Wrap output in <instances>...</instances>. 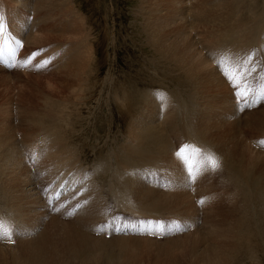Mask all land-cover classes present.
Here are the masks:
<instances>
[{
  "label": "rangeland",
  "instance_id": "obj_1",
  "mask_svg": "<svg viewBox=\"0 0 264 264\" xmlns=\"http://www.w3.org/2000/svg\"><path fill=\"white\" fill-rule=\"evenodd\" d=\"M52 1L53 0H51V1L49 0V2H48V0H0V19L1 18L3 19V27L5 26V31L7 34V38H6V42H5V46H4L6 51L5 50L4 51L6 52V54L9 57L11 56L10 62H8L7 66L0 64L1 65L0 66V69H1V71H0V137L6 138V140L9 141L8 142L9 145L12 144V146H14V147H12L13 150L16 148V160L15 161L17 162L18 167H19L18 155L23 162H25L24 161V158H25L27 165H21V167L25 166V168L29 167L28 170L31 169V170H29V171H31V177H32L31 182H32V184H34V186H32V187H34V189H35L34 191H35L36 196L40 195L39 198H40V201L42 202V204H44L46 207L48 206L47 209H48L49 214L52 213L53 215L58 214L59 216H63L65 221H67L66 219L70 218L72 220V219L76 218L77 216H79L80 215L79 213H78V215H76V213L79 211V209H77V207H75V206L78 204L79 205L84 204V203H81L82 201L80 198L83 197L84 192H85V188L88 185V180H89V181H93V184L95 185V189L97 190L94 192V197H95V199L99 200L98 206H104V210H105V216L101 219V222L99 224H97V226L103 227L104 230L110 231L111 234L109 233V235H107V236L112 235L114 233L112 231L121 230L123 233H121V232L119 233V231H118V234L114 233V234H116L115 237L118 236L120 238H126V239L129 237H135V238L138 237V238L144 239L142 237H139L138 235L132 234L135 230L132 232V231L128 230L127 227L129 225V223L131 222L136 226V229L137 228H149L153 224H152V222L150 224H148L147 223L148 220L146 218H152L155 221L161 219L162 224L164 225V228H165V224L166 223L168 224V227L166 229L167 237L164 238L163 240H161V242L158 241V238H157L156 242H158V243L160 242V245H150L151 246V247H149L150 251L148 248H144V244H142L140 242L138 244H136L137 242L135 243V241H133L131 245H133V246L137 245V246H135L137 249L135 251L133 250L134 252H130V250L132 251V249H133V248H130L131 247L130 246L128 248V252H123V251H127V249H123L122 246H117V245H119V243L116 242L117 245H115V247H117V248L115 250L111 251V252H114V255H116L115 256V259H117L116 264H119V262H120V264H127L128 262H129V264L130 263L141 264V260L143 258H145L143 264H150V263L155 264L156 262H157L156 264H159L161 260H162L161 264H164L163 262H165L166 264H177V263L184 264V262L186 264L187 263L189 264V262L193 259L192 256H195L193 254V251L192 252H181V250L178 249L180 251L179 252L176 248L174 254H172L171 256L165 255L166 257H164L163 253L165 252V254H166L168 252L171 254L172 252L170 249L172 246L176 245L175 243H177V242L170 243V240L172 242L174 240H177V238H174V237L187 235L191 231L193 232L192 226H194L198 230L200 229L199 231H202L201 223H202L203 219H200V217H201V215L206 216V214H207L206 212H208V201H206L203 194H201L203 198L199 199V197H198V198H195V200L193 199L194 203L196 204V206L198 208L197 213H192V212L186 211V215H184V214L178 212L176 209L166 206L167 211L162 212L161 214L156 213V215H157L156 216L155 213H152V212L146 213V211H143L144 212L143 213L141 210L135 209L138 207L137 201L136 202L133 201L134 207L131 206L130 207L131 209L126 210L127 211L126 212L125 210L122 209L123 207L121 208L118 205V200L112 199L113 195L111 196V194L109 193V190H110L111 186L113 185L112 183H109L110 182L109 178H111L112 174L115 173L117 167L119 169L121 168V167L117 166V164L115 163L116 160L113 157L114 156V150H115L116 146L121 147L122 145L126 144L128 142L127 139L133 135L132 134V127L134 126V121L137 120L138 114L140 113L139 109L141 108V106L139 104H141V99L143 98L142 96L145 95V93H151L154 91L165 92L172 98V101H175V100H176V102L182 101L186 105H189V110H193V112H195L196 110L198 111L200 109L198 107L199 105L196 102V96L194 93L195 87H192V89H190V87H186V85H185V83H186L185 80L190 79V78H188V76L185 72L176 71L165 60H163L162 59L163 57L161 55H159V53L156 51V48H158L159 42H157V44L156 43L153 44V42H151V41L148 42L149 40L147 39V37H145V35H147V34L143 32L144 27L142 26V24L144 23V20H145L143 18H144L145 12L149 13L150 10L151 11L155 10V9L156 10L160 9V11L163 10L162 12L159 11L160 12L159 15H161L163 17V19L166 21V24L168 23V17H170L169 10H171L173 8L172 0H69V1L68 0H63V1L60 0V2H59V0H57V2H55L56 0H54L53 1L54 3ZM66 1H68V2H66ZM193 1H195V0H190V2H189V0L187 1V3L189 2L188 3L189 8L192 6ZM198 1H199L200 5H203V2L204 3L208 2L207 0H198ZM45 2H46V4H45ZM62 2H64L66 5ZM143 2H144V4H143ZM58 3H59V5H58ZM147 4H148V6H147ZM170 4H172V5H170ZM212 4H224L226 6V8L229 7V9H230L228 11V13H230V14H228L227 17H230L231 22L229 21L227 24L222 23L220 26H217L216 32L215 31L212 32L213 35H215L216 37L218 36L217 38H214L215 40H217L219 38L229 39L228 38L229 34L231 32H233V30H234V32L236 30V28H234V26H233L234 25L233 22H234L235 18H237V22L238 21L242 22L241 27L244 28L243 30H245V28H252L255 25H258V22L256 20V16H258L259 24H261V26L264 25V0H212ZM46 5H47V7H46ZM57 5H58V7H57ZM155 5L157 8L155 7ZM61 6H63V9ZM64 6H66L67 8L66 7L64 8ZM149 8H151V9H149ZM60 10H61V12H60ZM241 10H243V11H241ZM67 11H68V13H67ZM259 12L261 14H259ZM68 15H69V18H68ZM65 18H67L68 20ZM189 20H192V19L190 18ZM75 21H78V23ZM42 23H44V24L42 25ZM34 26L35 27L39 26L41 28L42 33H44L43 36H46V38L48 40V44L46 42V44H44L43 46H40V48H36V47L28 48L25 41L30 37V35H31L30 32L35 28ZM75 27L77 28V30ZM165 27L166 28L163 29L162 32L167 31L169 33L172 30L173 34H174V32H176L179 29L178 27L175 26V24H172V23H170L169 26L167 25ZM82 28H84V30H82ZM151 28H153V26ZM219 29H220V31H218ZM81 31H83V32H81ZM196 32L197 31L191 32V33H196ZM2 34H0V36H2ZM55 34L57 37L55 36ZM83 34L85 36H83ZM155 34H156V32H155ZM235 35H236V37L238 36L237 39L223 42V45L226 48V53H225V50H223V52L220 53L221 58H219V61L223 58V63L220 65L227 71V69H229V66H228V63L226 61L227 58H225L223 55H224V53H225V55H227V50H229V51L232 50V52H235V50L237 51L232 56L234 68L232 70L230 69L227 72H229V74H230V71H232V75H234L235 81L240 84V91L245 93V95L248 97V100L251 101L254 97H260L261 95H264V51H262L260 46L258 48L257 43H253L254 40L259 37V35H260L261 39L258 40V43H260V42L263 43L264 42V33H260L257 37L252 38L253 40L252 39H250L249 41L247 40V42H245V44L247 43L246 45L241 43L242 41H240V38H244V33L242 32V30H239V34L235 33ZM60 36L61 37L64 36V38H62L63 39L62 41H60L61 40ZM58 37H59V41L57 39ZM156 38H157V34H156ZM173 41H174V39H173ZM71 42H73V43H71ZM15 43H16V45H15ZM75 43H79V44H77L78 48L76 47L77 45H75ZM239 44H241V46ZM250 44H252V45H250ZM253 44L254 45L256 44V47ZM14 45H15V47H14ZM243 45L245 47H243ZM6 47L11 52H13L14 54L21 53L23 55H19L20 59L15 61L16 58L14 56H12V53L10 51H8ZM246 47H247V49H246ZM75 48H77V49H75ZM250 48L251 49L254 48V50H250ZM13 49H15V50H13ZM80 50H81V52H80ZM86 50L88 51L89 55L88 54L85 55L84 52ZM263 50H264V48H263ZM73 53L76 54L75 57L73 56L74 55ZM79 53H81V54H79ZM82 55L86 56V57L89 56L88 62L90 64V67L88 68V70H86L85 75L82 72V65H81L82 59H83ZM207 56L210 57L209 54H207ZM77 59L80 61H78ZM74 60H76V62ZM227 60L230 61L229 58ZM12 61L14 63H12ZM66 61H68V62H66ZM67 63H69V64L67 65ZM62 64L63 65L66 64L67 68H69V69L66 68V65L63 66ZM71 64L75 65V67ZM77 64H78V66H77ZM79 64L81 66H79ZM213 66L218 68L217 62H215L213 64ZM249 66H251V67H249ZM80 67H81V69H80ZM63 68L64 69L66 68V71H64ZM217 71H218V73L221 72L219 70V68L217 69ZM65 72H67V74ZM73 72H75V74H77V75H75ZM62 73H63V75L65 73V75L62 76ZM68 73H69V75H68ZM239 73L241 74V76L239 75ZM73 74L75 75V77H73ZM182 75H183V77H182ZM220 75L225 79V77L223 76L222 73ZM244 75H245L246 79H244ZM2 77H5L6 79L2 78ZM64 77H65V80H64ZM67 77L69 78L70 82L66 80ZM4 79L6 80L7 86H6L5 82L3 81ZM83 79L87 81L86 83L88 86L86 85V87H88V88H86L85 94L82 98L83 102L81 100H79L82 103L78 102V104H77V106L81 108L80 114H75V112L72 111V110L77 108V106H76L72 110L67 111V114H69L67 117L70 116L69 121L68 122L62 121V123L60 122V124L62 125V126L60 125L61 127H58L59 124L56 123L57 124L56 125L55 122H53V121L50 122L51 120H54L53 118L55 115H51V117L52 116L53 117L52 118L50 117V121H49V119L47 118V117H49V115L45 114L46 112H45L44 107L46 108V106L51 104V103L54 104L55 105L54 113H58V114L60 113L59 115L62 116V119H63L66 116V110L64 109V107L68 103L66 100L65 101L63 100V99H65V96L67 94V92L65 93V90L67 89V91H69V88L72 87L73 85L76 86L77 90H79L80 88H83V90H84V83H83L84 80ZM80 80H82L81 85H80ZM240 80H242V83L240 82ZM62 81H65V82H62ZM224 81L226 83L225 84L226 87L228 85V87H230L232 90V91L230 90L229 93L233 92L232 95H233L234 100H232L233 103L231 104V106L236 107L237 104L235 101L234 90H233L232 86L230 84H228L226 79ZM190 82H191V85H192V82H193V85H195V83H194L195 78L193 80H190ZM48 83H49V85H48ZM62 83H63V86L64 85H66V86L63 87ZM77 83H79V84L77 85ZM245 85H247L248 87ZM7 87L9 90H7ZM52 87L55 89L53 90ZM205 87H207V86H205ZM181 90L184 91L183 97L182 98L181 97L176 98L173 95V93H175L176 91H181ZM53 92H54V94H53ZM209 92L208 91L205 92L206 96L209 98V100L212 102H214V101L217 102V100L212 97V95H215L214 92L213 93H209ZM46 95H49V96L47 97ZM172 95L174 96L175 99L172 97ZM37 96H39V97H37ZM116 97H118L121 100L119 103L116 101ZM44 98H46L47 101H46V99L44 100ZM52 98L55 100H53ZM48 99H49V101H48ZM149 100L150 99H148V101ZM86 101H88V103ZM41 102L43 105L41 104ZM49 102H51V103H49ZM61 102L64 106H62ZM257 103H258V105H255L253 108L249 109V107H247V108H244L245 111L244 110L241 111V114H239L240 115V117H239L240 122H239L237 129H236V131L238 130L237 132L241 136L242 141H246L247 143L249 142L251 144H253L255 141L264 142V133L261 134V136L259 137L260 139H258V135L255 134L256 131L255 132L250 131L249 129L245 128L246 119H247V116L249 115V113L251 115L252 113L254 114V112H256V110L261 111L264 109V107H263L264 106V100H257ZM25 104H26V106L30 105L32 110H31L30 106L26 107ZM57 104L60 106V108H59V106H57ZM132 104L135 105V108H131ZM137 105L139 106L138 107L139 109L136 108ZM160 105H158L157 110L161 109ZM42 106H44V107H42ZM207 106H205L203 109H205ZM40 107H42V108H40ZM168 108H169L168 109L169 113L173 111L172 108H170V107H168ZM59 109H61L60 110L61 112H63V113L65 112L64 116L61 114ZM162 109H165V108H162ZM55 110H57L58 112ZM208 110H210V108H208ZM153 111L154 110L152 108L151 113ZM6 112L9 113V116ZM146 112H147V109L144 110L141 115L145 114ZM72 113H73V115H72ZM4 116L5 117L8 116L7 119L4 118ZM238 116H237V118H238ZM31 117H34V118H31ZM38 117L39 118L42 117V120H40ZM44 117H45V119H44ZM35 118H37V120H35ZM5 119L7 120V122L5 121ZM46 119L49 122L46 121ZM55 119H57V118L55 117ZM59 119L62 120L61 117ZM196 120H194L193 123L196 122ZM38 122H40V124L41 125L43 124V125L42 126L39 125ZM45 122L48 123V125ZM56 122H58V121H56ZM63 123H65V124L68 123L69 125L68 124L63 125ZM164 124H165V126H164ZM215 124H216V126H214V128L218 131V129H217L218 124L217 123H215ZM2 125H4V126H2ZM159 126H160L159 127L160 129L165 130V134L167 136V137H165V140L166 139L169 140L168 144H169V146H171L170 148L172 151L180 150V148H182L185 145L191 146L189 149L186 150L185 155L188 157V164H190L192 166V171H193V167L196 169V171H193L196 174V179H194L189 184H192V183L194 184L197 181H200L198 186H196L199 190L202 189V191H200V193H202L203 191H208L211 195L217 194V196L219 197V201H221L220 203H222V205H229L230 202H229V200L227 201V199H230V198H227L228 194L226 195L225 193H222V191L219 189V187L222 185L221 183L224 182V177L218 172L219 168L217 170L213 171V170H211L210 166H208V167L205 166L206 165V159L205 158L207 156H209L208 155L209 152L206 151V148L208 147L207 145H209V144L206 143L205 145H202V146L201 145H195V144L191 143L193 141V139L192 140L190 139L191 142L188 140L189 141V142L187 141L188 143H185V144L180 143L179 144V142L175 141L176 140L175 137L167 129L168 127H170V128L173 127L175 129L179 130V128L177 126L174 125L175 127L174 126L171 127L170 122L168 124L161 122V125L159 124ZM45 127L47 129H45ZM52 128H54V129H52ZM187 128L190 129V126L186 127V130H185L186 136H187V133L192 129L191 128L190 130L189 129L187 130ZM1 129H3V130H1ZM157 129H158V127H157ZM46 130H48V132ZM225 130H227V129L225 128ZM44 131H46V132H44ZM180 131L181 130H179L177 132L179 133ZM223 131H224V129H223ZM240 131H242V133H240ZM218 133L219 132H217V134ZM242 134H244V135H242ZM48 136L51 138H49ZM54 137H56V139H54ZM243 137H244V139H243ZM207 138H209V140H210V137H207ZM10 140L12 141V143L10 142ZM14 142L16 145L14 144ZM209 143H210V145L215 144L213 147H215V146L217 147V145H218L217 149L222 147L221 142L219 140H217L216 135L212 136ZM47 144L49 146H51L52 149L49 146H46ZM9 145H6V146L9 148ZM262 145H264V144H262ZM41 146L45 149H43ZM198 146H200V147L198 148ZM7 147H5V148L7 149ZM204 147H205V149H203ZM35 148H36V150H34ZM69 148H73V149H69ZM39 149L42 151H39ZM154 149H155L154 151H157L159 154L161 152V155H159L157 152L155 154L157 157L161 158L158 162V165L156 166V164H155V166H156L155 167L154 164H153V166L152 165L150 166V164H149V165H146V168H144L145 166L137 167V168L132 169L133 171L132 170L129 171L127 169L123 170L121 168L122 169V170H120L121 177H122V171H123V176L125 177V178H123V182L128 183L129 182L128 180H131V179L135 180L136 179L135 176H138L139 179L141 178L145 181L144 183L150 184L152 181L151 185L153 187L157 188L158 192H160V194H163V195L171 194V195L176 196V194H173V192H172L175 189V187L173 186V183L175 181H178L179 176H176L175 178H173V175L169 173L173 168L170 167V165L165 161V158L167 157V155L164 152H162L161 147L158 145V146H155ZM201 149H203V150H201ZM59 150H60V152H58ZM72 151H74V152L72 153ZM259 151L264 153V147L262 148V150L259 149ZM65 152L67 155L65 154ZM41 153H45V155L47 156L48 164H47V167L45 170L40 171V167H37V169H36V166H38V165L41 166L43 164L42 160L37 159L38 154H41ZM51 153H53V154H51ZM57 153H59V154L61 153L62 154L61 156H63V157H61ZM47 154H49V155H47ZM162 154L166 155V156H164L165 158L163 157ZM31 155L34 157V159L32 157H30ZM53 155H55V157H57V158L59 157L60 159L58 158L59 160H57V158H56V162H55L53 159L54 158ZM70 155L73 156V158H71ZM49 156H52V157H49ZM106 156L109 157L110 159L106 158ZM74 157H76L78 160L76 158L74 159ZM67 158H69V159H67ZM60 160H62V161L66 160V161L60 162ZM78 161L81 162L78 164V165H80L79 167H78V165L77 166L75 165V163L77 164ZM107 161H109V162H107ZM102 162L103 163L105 162L104 171L99 172L97 170V167H95V166H98ZM64 163L68 164V166L65 165ZM44 164H46L45 161H44ZM109 164H110V166H109ZM111 164H112V166H111ZM138 164L140 165V163H138ZM56 165H57V167H56ZM72 165H75V166H72ZM71 166L73 167V169L71 168ZM162 166L165 169H163ZM185 167H186V165H185ZM16 168H17V166L14 165L13 169H16ZM47 168H49V169H47ZM61 168L62 169L64 168V169L62 170ZM138 168H144V169L139 170ZM148 168H149V170H148ZM150 168H153V169H150ZM59 169L62 170V172ZM119 169L117 171H119ZM135 169H137V170L135 171ZM111 170L113 171V173ZM0 171H1V173H0V198L3 199V201L0 199L1 203L3 204L4 200L6 199V198L4 199L5 195H6V197H8L7 198L8 201H5L4 203H7V202L8 203L11 202L13 204L18 203L15 200L12 202L11 198L23 197L24 194L21 192V188L19 185H18V187L14 188L15 192H13V193L15 196L12 197V195L10 194L11 191H9L7 193L5 192L7 189V184L9 182H11V180H16V177H14L15 176L14 173H12L11 168L8 169L7 167H2V166L0 167ZM36 171H37V173H36ZM68 171L71 173L68 174ZM117 171L115 173L116 175H117ZM154 171H159L160 173H158V175H160V176L156 175L154 178H148L147 175H149V174L153 175ZM198 171H199V173H198ZM6 172H7V174H6ZM57 172L58 173L60 172V173L58 174ZM78 172L80 174L86 173V176L83 175V176L79 177L82 181L81 183H78L77 176H80V174H78ZM94 172L96 173V175ZM109 172L111 175H109ZM126 172H128V174ZM133 172H135V175ZM87 173L92 174L94 177L90 178V176L87 175ZM131 173H133V174L131 175ZM9 174H12L14 178L12 179L11 175H9ZM76 174H78V175H76ZM99 174H101V175H99ZM105 174H106V177H105ZM124 174H126V176ZM199 174L200 175L202 174V175L200 176ZM66 176H68V178ZM95 176H97V177H95ZM99 176H102V178ZM71 177H74L77 180V182H74L71 180L72 183H70ZM114 177H115V175H114ZM127 177H129V178H127ZM50 178L53 180H51ZM60 178H65L64 182L66 183V184H64V186H63L64 188H62V190H60L58 187H55V185H57L59 183L56 180L60 179ZM66 178H67V180H69V182H67ZM125 179H126V181H125ZM180 179H181V177H180ZM135 181L137 182V179ZM52 182H55V183H52ZM2 183H3V185L6 184L5 185L6 187L2 186ZM38 184H39V186H38ZM83 184H84V186H83ZM109 184H110V186H109ZM167 184H169L172 188L170 189L167 186ZM45 185H48L47 186L48 190H50L49 189L50 185L53 186L52 187L53 189L50 190V193L53 192L52 190L55 189L56 194L54 195V197L56 196V199L51 203L52 205H47L46 200H45V196H43ZM96 185H97V187H96ZM142 185H143V182H142ZM65 186H67V187H65ZM82 186H83V188H82ZM193 186H192V188H193ZM63 189H65L66 191ZM57 190H59V191H57ZM1 191L4 193L1 194ZM36 191H37V193L38 192L39 193L37 194ZM62 191H63V193H62ZM82 191H83V193H82ZM80 192H81V194H80ZM100 192L102 193V195H100L101 194ZM128 192L130 194L132 191L130 190ZM134 192H136V190H134ZM67 193H68V195H67ZM95 193H96L97 197L98 196H100V197L97 198L95 196ZM206 194H208V193H206ZM219 194H221V196ZM223 194H225V195H223ZM10 195H11V197H10ZM77 195H80L79 196L80 198L77 197ZM61 196H62V198H61ZM139 196H138V198H139ZM102 197H103V199H102ZM63 198H64V200H62ZM131 198L136 199L135 197H133V194H132ZM221 198H222V200H221ZM224 198H226V199L224 200ZM202 199L204 201V204L201 205L198 202L201 201ZM56 200L58 202H56ZM67 201H68V204H65V206H66L65 211L67 212L69 209L76 210V213L74 215H72L71 217H69V216L65 217L64 216L65 214L63 213V208H62L63 205L62 204H64V202H67ZM222 201H224V202H222ZM61 202H63V203L61 204ZM1 203H0V205H2ZM56 204L60 205L61 207L56 205ZM46 207H45V210H46ZM59 208H61V209H59ZM16 209L17 208H15V213L12 211V216H14V219L12 216H4L3 217V215L0 212V215L2 216V217L0 216V218L3 221L5 220L7 224L12 226L13 234L11 235L10 241L12 239L11 242H13L15 245H16V241H14V238H16V234L18 232L20 224L22 225V223L25 221L24 219L26 218L24 216L25 214H23L24 212L22 210L18 209L16 212ZM137 211L139 213H137ZM53 212H55V213H53ZM200 212H202V213H200ZM44 214H45V217L46 216L47 217L46 218L40 217V219H39V221H41L40 223L44 222L43 226L38 225L40 228V231L43 228H44L43 230H47V228H49V223H50L49 218L50 217H48L47 212H44ZM19 215H21V216H19ZM198 215H199V217L197 218ZM74 216H76V217H74ZM161 216H163V217H161ZM9 220L11 223L9 222ZM38 222H37V224H38ZM126 223L128 225H126ZM47 224H48V226H47ZM123 225H125V226L123 227ZM122 227L124 228V230L121 229ZM153 227H157V226H153ZM173 227L175 228V231H173V232H175L174 234L172 232H170V229ZM100 234H103V233H100ZM24 239L27 240L26 238H24ZM10 241H9V243H7V242L0 243V247H1L0 250L2 251L0 253L1 255L4 254L2 247L3 248L4 247H13V244ZM164 243L167 244L168 246L165 245ZM176 246L178 247V245H176ZM138 248L140 250H138ZM144 249L148 253L144 252L145 251ZM162 249H164V251ZM244 251L247 252V250H244ZM8 253H10V252H7V254L5 252V254L2 256V257H4L5 260L8 256H9L8 258H10L12 256V253H11V255L10 254L8 255ZM134 253L135 254L138 253L137 259H139V260H137V262L136 261L134 262L135 259H133L131 257V255H135ZM145 253L147 254L148 257H151V258H148V257L146 258ZM154 253H155V255H154ZM260 254H262V253H260ZM153 255L155 256L156 261L154 260V258H152ZM141 256H144V257L140 258ZM176 256H177V258H176ZM124 257L126 260L123 259ZM197 257H199V256H197ZM259 259L260 258H258V256L255 257L254 258L255 263L256 264H258V263L264 264V262H262L261 259L260 260ZM129 260H131V262ZM158 260H159V262H158ZM125 261H127V262H125ZM102 264H105V263H102ZM245 264H249V262H245ZM252 264H254V263H252Z\"/></svg>",
  "mask_w": 264,
  "mask_h": 264
},
{
  "label": "bare ground",
  "instance_id": "obj_2",
  "mask_svg": "<svg viewBox=\"0 0 264 264\" xmlns=\"http://www.w3.org/2000/svg\"><path fill=\"white\" fill-rule=\"evenodd\" d=\"M68 1H66V2H68ZM187 1L188 0H172L173 8L171 10H169L170 17H168V23L167 24H166V21L163 19V17L161 15H159L160 12H162L163 10L160 11V9L156 10L154 8L155 10H152V11L150 10L149 13L145 12V15L143 18L145 20H144V23L142 24V26L144 27L143 32L147 34V35H145V37H147V39L149 40L148 42L151 41V42H153V44L154 43L157 44V42H159L158 48H156V51L159 53V55H161L163 57L162 59L165 60L176 71L185 72L187 74L188 78H190V79L185 80L186 81L185 85H186V87H190V89H192V87H195L194 93L196 96V102L199 105L198 107L200 109L198 111L196 110L195 112H193V110H189V105H186L182 101H178V102H176V100L172 101V98L165 92L154 91L151 93H145V95L142 96L143 98L141 99V104H139L141 106V108L139 109L138 108L139 106L138 105L136 106V108L139 109L140 113L138 114L137 120L134 121V126L132 127V134L133 135L127 139L128 142L126 144L122 145L121 147L116 146V148L114 150V156H113L116 160L115 163L117 164V166L121 167L123 170L127 169V170L131 171L134 168L142 167V166H145L144 168H146V165H149V164H150V166L151 165L153 166V164H154V166H155V164L157 166L158 162L161 158L157 157L155 155L157 151H154L155 150L154 148H155V146L159 145L161 147L162 152H164L167 155V157L165 158L164 156H166V155L162 154L163 157L165 158V161L170 165V167L173 168L169 173L173 175V178H175L176 176H179L178 181H175L173 183V186L175 187V189L172 192H173V194H176V196L171 195V194H168V195L160 194V192H158V189L153 187L151 185V183L150 184L144 183L145 181L141 178L139 179L138 176H135L137 179V182L135 181L136 179L135 180L131 179V180H128L129 181L128 183L127 182L124 183L123 178H125V177L123 176V171H122V177H121L120 170H122V169L121 168L119 169L118 167L117 168L119 169V171H117L118 169L116 168L117 175L115 174L116 171H115V173H113V171H112L113 169L111 170L112 173L115 175V177L112 174V177L109 178V181H110L109 183L113 184L109 190V193L111 194V196L113 195L112 199L118 200V205L121 208L123 207L122 209L125 211L131 209L130 207L133 206V204H134L133 201H135V202L137 201L138 207L135 209L141 210L142 212L146 211V213L152 212V213H155V215H156V213L161 214L162 212L167 211L166 206L172 207L184 215H186V211L192 212V213H197L198 208H197L196 204L194 203V200H195V198H198V197H199V199L203 198L201 195V194H203L206 201H208V212H206L207 213L206 216L201 215V217H200V219H203V221L201 223L202 231H199L200 229L198 230L197 228L192 226L193 232L191 231L187 235L174 237V238H177V240H174L172 242L170 240V243L177 242L175 244L178 245V247L173 244L174 246H172L170 249L172 253L170 254L167 252L168 254L167 253L165 254V252H164L163 253L164 257H166L165 255L171 256L172 254H174L175 249L177 248V250L180 249L181 252H192L193 251V254L195 256H192L193 259L189 262V264H245V262H249V264H252V263L256 264L254 261V258L257 256H258V258L261 259L262 262H264V259H263L264 258V153L259 151V149L262 150V148L264 147V145H262L264 143H261V141L260 142L255 141L253 144H251L249 142L247 143L246 141H242L241 136L237 132L238 130L236 131V129L239 125V122H240V118H239L240 115L239 114H241V110L237 105H236V107L231 106V104L233 103L232 100H234L233 95H232L233 92L229 93L231 88L228 87V85L226 87V85H225L226 83L224 81L225 79L220 75L221 72L218 73V71H217L218 68L213 66V64L215 62H218L219 58H221L220 53L223 52V50H225V53H226V48L223 45V42L237 39L238 36L236 37L235 33L239 34V30H242V32L244 33V38H240V41H242L241 43L245 44V42H247V40L249 41L250 39L257 37L260 33H264V28H263L264 25L262 24L263 26H261V24H259L258 16H256V20L258 22V25H255L252 28H245V30H243L244 28L241 27L242 22L241 21L237 22V18H235V19L233 18L234 19V22H233L234 25L233 26H234V28H236L235 32L233 30V32H231L229 34V36H228L229 39L219 38V39L215 40L214 38H217L218 36L216 37L215 35H213L212 32L213 31L216 32L217 26H220L222 23L227 24L230 21V17H227L228 14H230V13H228V11L230 10L229 7L226 8V6L224 4H212V0H207L208 1V2L206 1L207 3L203 2V5H200L199 1L195 0V1H193V3L191 2L192 6L189 8L188 3L190 2V0L188 3H187ZM48 2H49V0H48ZM55 2H57V0ZM59 2H60V0H59ZM62 3H64V2H62ZM45 4H46V2H45ZM143 4H144V2H143ZM172 4H170V5H172ZM58 5H59V3H58ZM58 5H57V7H58ZM147 6H148V4H147ZM46 7H47V5H46ZM61 7L63 9V6H61ZM65 7L66 6H64V8ZM155 7H156V5H155ZM149 9H151V8H149ZM241 11H243V10H241ZM60 12H61V10H60ZM67 13H68V11H67ZM259 14H261V13L259 12ZM68 18H69V15H68ZM190 18L192 20H189ZM65 19H67V18H65ZM75 22L78 23V21H75ZM170 23L175 24V26L178 27L179 29L176 32H174V34H173L172 30L169 33L167 31L162 32V30L166 28L165 26H167V25L169 26ZM43 24L44 23H42V25ZM152 26H153V28H151ZM76 30H77V28H76ZM82 30H84V28H82ZM195 31H197V32L191 33V32H195ZM218 31H220V29ZM81 32H83V31H81ZM155 32L157 34V38H156ZM30 33H31L30 37L25 41L28 48H31V47L40 48V46H43L44 44H46V42L48 44V40H47L46 36H43L44 33H42V30L39 26L35 27ZM55 36H56V34H55ZM83 36H85V35L83 34ZM62 38H64V36L61 37L60 41L63 40ZM57 39L59 41V37ZM173 39H174V41H173ZM260 39H261V37L259 35V37L255 39L256 41L254 40L253 43H257L258 48L260 46L262 51H264L263 50L264 42L261 43L259 41L260 43H258V40H260ZM16 43H15V45H16ZM71 43H73V42H71ZM77 44H79V43H75V45H77ZM15 45H14V47H15ZM239 45L241 46V44H239ZM250 45H252V44H250ZM254 46L256 47V44ZM76 47L78 48V45ZM243 47H245V46L243 45ZM77 48H75V49H77ZM246 49H247V47H246ZM4 50L6 51L5 48H4ZM7 50L10 51L8 48H7ZM13 50H15V49H13ZM81 50H80V52H81ZM250 50H254V48L253 49L250 48ZM236 52H237L236 50H235V52H232V50L231 51L227 50V55H225V53L223 55L225 58H227V59L229 58L231 61L230 62L229 60L226 59L228 66H229V69H227V71H229L230 69L232 70L234 68L232 56ZM84 53H85V55L86 54L89 55L87 50ZM79 54H81V53H79ZM207 54H209L210 57H208ZM73 56L75 57L76 54H74ZM88 57H86V56L82 57L83 59H82L81 65H82V72L84 73V75H85L86 70H88V68L90 67V64L88 62V59H89ZM9 58L11 59V56ZM74 61L76 62V60H74ZM78 61H80V60H78ZM66 62H68V61H66ZM12 63H14V62L12 61ZM68 64L69 63H67V65ZM64 65H66V64H64ZM67 65H66V68H67ZM71 65H73V64H71ZM81 65L79 64V66H81ZM73 66L75 67V65H73ZM77 66H78V64H77ZM249 67H251V66H249ZM66 68L65 69L63 68L64 71H66ZM220 68H223V67L220 65ZM67 69H69V68H67ZM80 69H81V67H80ZM0 71H1V69H0ZM65 73L67 74V72H65ZM65 73H64V75H65ZM73 73L75 74V72H73ZM74 74H73V77H75V75H77V74H75V75ZM228 74H229V72H228ZM64 75L62 73V76H64ZM68 75H69V73H68ZM229 75H231L234 78V75H232V71H230ZM239 75L241 76L240 73H239ZM182 77H183V75H182ZM2 78H5V77H2ZM194 78H195L194 83L196 86L193 85V82L191 85V82H190V80H193ZM5 79L3 81L6 84ZM244 79H246L245 75H244ZM64 80H65V77H64ZM66 80L69 81V78L67 77ZM242 80H240L241 83H242ZM84 81H83L84 90H83V88H80L79 90H77L75 85H73L70 88L67 86L69 88V91H67V89L65 90V93L67 92V94L65 96V99H63V100L64 101L66 100L68 103L64 107V109L66 110V116L63 119H62V116L59 115L60 113L59 114L54 113L55 105L52 104L51 102H49L51 104L47 105L46 108L44 106H42L45 109V112H46L45 114L49 115V117H47L49 119V121H50L51 115H55L53 118L55 121L51 120L50 122L53 121V122H55V124L56 123L59 124L58 127H61L62 125L60 124V122L62 123V121L63 122L69 121L70 116L67 117L69 115V114H67V111L72 110L73 108H75L77 106L78 102L80 103L82 101V98L85 94V90H86V88H88V87H86L87 81L86 80H84ZM62 82H65V81H62ZM78 84L79 83H77V85ZM81 84H82V80H80V85ZM48 85H49V83H48ZM6 86H7V84H6ZM62 86H63V83H62ZM64 86H66V85H64ZM205 86H207V87H205ZM245 86H247V85H245ZM54 89L55 88H53V90ZM7 90H9L8 87H7ZM206 91H208V92L210 91L209 93L214 92L215 95H212V97L215 98L217 100V102L210 101L209 98L206 96V93H205ZM53 94H54V92H53ZM173 95L176 98H180V97L182 98L184 95V91L183 90L176 91L175 93H173ZM173 95H172V97L174 98ZM46 96L48 97L49 95H46ZM37 97H39V96H37ZM45 99L46 98H44V100ZM148 99H150V100L148 101ZM53 100H55V99H53ZM79 100H81V101H79ZM46 101H47V99H46ZM48 101H49V99H48ZM116 101L119 103L121 100L118 97H116ZM86 102L88 103V101H86ZM41 104H42V102H41ZM61 104H62V102H61ZM158 105L161 106V109H159V110H157ZM255 105H258V103H256ZM255 105L250 106L249 109L253 108ZM25 106H26V104H25ZM29 106H26V107H29ZM57 106H59V105L57 104ZM62 106H64V105L62 104ZM205 106L210 108V110H208L207 107L205 109H203ZM42 107H40V108H42ZM168 107L172 108L173 111L169 113ZM30 108H31V106H30ZM59 108H60V106H59ZM131 108H135V105L132 104ZM152 108L154 111L151 113ZM162 108H165V109H162ZM146 109H147V112L145 114L141 115L142 112ZM31 110H32V108H31ZM57 110H55V111H57ZM60 110L61 109H59V111ZM72 111L75 112V114H80L81 108L77 106V108L72 110ZM6 113L9 116V113L8 112H6ZM64 113L61 112V114L63 116L65 115ZM72 115H73V113H72ZM237 116L239 119L237 118ZM7 117L4 116V118H6V119H7ZM55 117L57 119H55ZM60 117L62 120L59 119ZM31 118H34V117H31ZM6 119H5V121L7 122ZM39 119L42 120V117ZM44 119H45V117H44ZM35 120H37V118H35ZM194 120H196V122L193 123ZM46 121H48V120L46 119ZM56 121H58V122H56ZM168 121L170 122L171 127L175 125L179 128V130H181L178 133L177 131H179V130H177L173 127L167 128L170 131V133L175 137V139H176L175 141L179 142V144L180 143H182V144L188 143L190 141V139L191 140L193 139L194 142L193 141L192 142L190 141V142L195 144V145H201L202 146V145H205L206 143L209 144V145H207L208 147L206 148V151L209 152L208 155L215 157L219 161L220 167H219L218 172L224 177V182L221 183L222 185L220 184L221 186L219 187V189L222 191V193H225L226 195L228 194L227 198H230V199H227V201L229 200V202H230L229 205H222V203H220L221 201H219V197L217 196V194L211 195L208 191H203L202 193H200V191H202V189L199 190L196 187V186H198L200 181H197L194 184L193 183L189 184L193 180H190L187 168L185 167V165L182 162H180L176 159V157L174 155L175 152L171 150V148H170L171 146H169V144H168L169 140H167V139L165 140V137H167L165 134V130L159 128L160 127L159 124L161 125V122L168 124L169 123ZM38 123H39V125H41L40 122H38ZM215 123L218 124V126H217L218 131L214 128V126H216ZM46 124L48 125V123H46ZM64 124L65 123H63V125ZM67 124H65V125H67ZM2 126H4V125H2ZM164 126H165V124H164ZM187 126L188 127L190 126V129L191 128L192 129L190 130L189 128H187V130L189 129L190 131L187 133V136H186L185 130H186ZM157 127H158V129H157ZM225 128L227 130H225ZM245 128L249 129L250 131H254V132L256 131L255 134L258 135V139H260L259 137L261 136V134L264 133V109L261 111L256 110V112H254V114L252 113L251 115L249 113V115L247 116V119H246ZM45 129H47V128L45 127ZM52 129H54V128H52ZM223 129H224V131H223ZM1 130H3V129H1ZM46 131L48 132V130H46ZM46 131H44V132H46ZM217 132H219V133L217 134ZM240 133H242V131H240ZM213 135L214 136L216 135L217 140H219L221 142V146H222L221 148L217 149V147H218L217 144H216L217 147L216 146L213 147L215 144H211L212 146L210 145V143L212 141L210 143H209V141L211 140ZM242 135H244V134H242ZM51 137H49V138H51ZM207 137H210V140ZM0 138H1L0 139V167L1 166L7 167L8 169L11 168L12 173H14V175H15L14 177H16V180L10 179L11 182H9L7 184V189H6V191L5 190L4 191L6 193L11 191L10 194L13 197V196H15L13 193V192H15L14 188L18 187V185H19L21 188V192L24 194L23 197H21V198H16V197L11 198L12 202L14 200L18 202L15 204H13L11 202L4 203L5 201H8L7 200L8 197H6V195L4 194L5 195L4 199L5 198L6 199L4 200V202L2 204L1 200L3 201V199L0 198L1 199L0 203L2 204V205H0V212L3 215V217L4 216H12V211L15 213V208H17L16 212L18 209L22 210L24 212L23 214H25L24 216L26 217L24 219L25 221L22 223V225L20 224V227H19L18 232L16 234V238L13 237L14 241H16L17 246L13 242H11L12 239L10 241V238H7V237L0 238V243H3V242L9 243V241H10L13 244V247H4V248L2 247L4 254H5V252H6V254H7V252H10V253H8V255L9 254L11 255V253H12V256L10 258H8L9 257L8 256L5 260L4 257H2L4 254L3 255L0 254V264H102V263L116 264L117 263L116 262L117 259H115L116 255H114V252H111L117 248V247H115V245H117L116 242L119 243V245H117V246H122L123 249H127V251H123V252H128V248L130 246H131L130 248H133L132 251L130 250V252H134L137 249L135 247L137 245H135V246L131 245L133 241H135V243L137 242L136 244H138L139 242L144 244V248H148L150 251V248H149V247H151L150 245H160L161 240H163L164 238L167 237V232L165 230V232H163V235H165V236L163 238H161V232L164 228V225L162 224L161 219L155 221L152 218H146L148 220V222H147L148 224H150L151 222L153 224L149 228H137L136 229V226L133 223L130 222L129 225L126 223V225H128V227H127L128 230H130L132 232L135 230L132 234L138 235L139 237H142L144 239H141L138 237H136V238L135 237H129L127 239L126 238H120L118 236L115 237L116 234H118V231H119V233L120 232L123 233L121 230L112 231L116 234L113 233L110 236H107V235H109V233L111 234V232L107 231V230H104L103 232H101L103 234H97V230L101 228L100 226H97V224H99L101 222V219L105 216V210H104V206H98L99 200L95 199V197H94V192L97 190L95 189V185L93 184V181H89L88 185L85 188V192H84V195L82 197L83 200H81L82 201L81 203H84V204H82V205L80 204L81 206L79 204L75 206V207H77V209H79V211H82L81 215H79L77 217L74 216L76 218L73 217L74 219H72V220L69 218V219H66L67 221H65L63 216H59L58 214L53 215L52 213L49 214L48 209H47L48 206L46 207L44 204H42V202L40 201V198H39L40 195L36 196L35 191H34L35 189H34V187H32V186H34V184H32V182H31V179H32L31 171H29L31 169L28 170L29 167L25 168V166H23L24 168L21 167V165H27L25 158H24L25 162H23L18 155V163H19V167H18V164L15 161L16 160V148L13 150L12 147H14V146H12V144H11L12 141L10 140L11 145H9V143H8L9 141H7L6 138H2V137H0ZM54 139H56V137H54ZM243 139H244V137H243ZM14 144H15V142H14ZM6 145H9L10 149ZM46 146H49V145L47 144ZM5 147H7V149ZM49 147L51 148V146H49ZM199 147L200 146H198V148ZM43 149H45V148H43ZM69 149H73V148H69ZM203 149H205V147ZM203 149H201V150H203ZM34 150H36V148ZM39 151H42V150L39 149ZM58 152H60V150ZM73 152L74 151H72V153ZM61 153L60 154L57 153V154L61 156L62 155ZM51 154H53V153H51ZM65 154H66V152H65ZM47 155H49V154H47ZM159 155H161V152ZM53 156H54L53 159L56 162L57 157H55V155H53ZM30 157H32L34 159V157L32 155ZM49 157H52V156H49ZM61 157H63V156H61ZM58 158H57V160L60 159V158L59 159ZM69 158H67V159H69ZM71 158H73V156H71ZM75 158L76 157H74V159ZM106 158L110 159L107 156H106ZM37 159L42 160L43 164L41 166H39V165L36 166V169H37V167H40V171L45 170L47 167V164H48L47 156L45 155V153L38 154ZM44 161L46 162V164H44ZM61 161L62 160H60V162ZM63 161H66V160H63ZM105 162L104 163L102 162L103 164L100 163L101 165L99 164L98 166H95V167H97V170L99 172L104 171ZM107 162H109V161H107ZM79 163H81V162L78 161V163L77 164L75 163V165L77 166ZM138 163H140V165ZM64 164L68 166V164H66V163H64ZM14 165L17 166L16 169H13ZM75 165H72V166H75ZM72 166H71V168L73 169ZM79 166L80 165H78V167ZM109 166H110V164H109ZM111 166H112V164H111ZM56 167H57V165H56ZM144 168H138V169L140 170V169H144ZM47 169H49V168H47ZM150 169H153V168H150ZM163 169H165V168L163 167ZM62 170H60V171L62 172ZM136 170L137 169H135V171ZM148 170H149V168H148ZM1 171H0V173H1ZM193 171H196V169L194 167H193ZM128 172H126V173L128 174ZM36 173H37V171H36ZM70 173L71 172L68 171V174H70ZM133 173L135 175V172H133ZM133 173H131V175ZM198 173H199V171H198ZM6 174H7V172H6ZM78 174H80V173L78 172ZM78 174H76V175H78ZM101 174H99V175H101ZM193 174L195 175V179H196L195 172H193ZM9 175H11L12 179L14 178L12 174H9ZM83 175L86 176V173H81L80 176H77L78 183L82 182L79 177H81ZM95 175H96V173H95ZM109 175H111L110 172H109ZM124 175L126 176V174H124ZM66 177L68 178V176H66ZM95 177H97V176H95ZM99 177L102 178V176H99ZM105 177H106V174H105ZM180 177H181V179H180ZM67 178H66V180H67ZM127 178H129V177H127ZM63 179L64 178H60V179L56 180L59 183L57 184L58 186L55 185V187H58L60 190H62V188H64L60 185V183L63 181ZM71 180L74 182H77V180L74 177H71L70 181ZM72 181L70 183H72ZM125 181H126V179H125ZM67 182H69V180H67ZM142 182H143V185H142ZM52 183H55V182H52ZM64 184H66V183L64 182ZM5 185H3V183H2V186H5ZM38 186H39V184H38ZM83 186H84V184H83ZM83 186H82V188H83ZM109 186H110V184H109ZM167 186L170 189L172 188L169 184H167ZM192 186H193V188H192ZM65 187H67V186H65ZM96 187H97V185H96ZM65 189H63V190H65ZM130 190L132 191L131 193L133 194V197H135L136 199L131 198L132 194L131 193L129 194V192H128ZM134 190H136V192H134ZM2 191H1V194L4 193ZM52 191H54V190H52ZM57 191H59V190H57ZM36 193H37V191H36ZM62 193H63V191H62ZM82 193H83V191H82ZM206 193H208V194H206ZM80 194H81V192H80ZM225 194H223V195H225ZM11 195H10V197H11ZM67 195H68V193H67ZM100 195H102V193ZM219 195L221 196V194H219ZM79 196L80 195H77V197H79ZM95 196H96V193H95ZM138 196H139V198H138ZM98 197H100V196H98ZM61 198H62V196H61ZM64 198L62 200H64ZM55 199H56V196H55ZM102 199H103V197H102ZM225 199L226 198H224V200ZM221 200H222V198H221ZM68 201L64 202V204H62L63 202H61V204L63 205L62 208H63V213L65 214L64 215L65 217L66 216L71 217L72 215H74L76 213V210H71V209H69L67 212L65 211V208H66L65 204H68ZM56 202H58V201L56 200ZM222 202H224V201H222ZM50 205H52V204H50ZM56 205H58V204H56ZM58 206H60V205H58ZM45 207H46V210H45ZM59 209H61V208H59ZM44 212H47L48 217H50L49 218V220H50L49 228H47V230H43L44 229L43 228L42 229L43 231L42 230L40 231V228L38 225L43 226L44 222L40 223L41 221H39V219H40V217H45ZM53 213H55V212H53ZM70 213H71V215H69ZM137 213H139V212L137 211ZM200 213H202V212H200ZM76 215H78V213H76ZM199 215L197 216V218L199 217ZM19 216H21V215H19ZM12 217L14 219V216H12ZM161 217H163V216H161ZM0 220H2V219L0 218ZM10 220H9V222H10ZM37 222H38V224H37ZM47 226H48V224H47ZM124 226L125 225H123V227ZM153 226H157V227H153ZM123 227L121 228L122 230H124ZM160 229H162V230H160ZM173 231H175L174 227L170 229V232H172L174 234L175 232H173ZM149 233H157V234H149ZM24 238H26L27 240H25ZM157 238H158V241H160L159 243L156 242ZM165 245H167V244H165ZM0 249H1V247H0ZM138 250H140V249L138 248ZM162 250L164 251V249H162ZM244 250H247V252H245ZM1 252L2 251L0 250V253ZM144 252H147V251L145 250ZM260 253H262V254H260ZM135 255H131V257L133 259H135L134 262L135 261L137 262V260H139V259H137L138 253ZM154 255H155V253H154ZM154 255L152 256V258H154V260H155ZM197 256H199V257H197ZM142 257H144V256H141L140 258H142ZM145 257L146 258L148 257L147 254ZM148 258H151V257H148ZM176 258H177V256H176ZM123 259H125V257ZM131 260H129V261L131 262ZM144 260H145V258H143L141 260V264H143ZM159 260H158V262H159ZM125 262H127V261H125ZM161 262H162V260L160 261L159 264H161ZM163 263L166 264L165 262H163ZM119 264H120V262H119ZM127 264H129V262ZM130 264H132V263H130ZM177 264H179V263H177ZM184 264H186V263L184 262Z\"/></svg>",
  "mask_w": 264,
  "mask_h": 264
},
{
  "label": "snow or ice",
  "instance_id": "obj_3",
  "mask_svg": "<svg viewBox=\"0 0 264 264\" xmlns=\"http://www.w3.org/2000/svg\"><path fill=\"white\" fill-rule=\"evenodd\" d=\"M3 31H4L3 24L0 23V34H2ZM222 63H223V58L217 62V66L219 70L221 71V73L223 74V76L225 77V79L227 80V82L232 86L234 90L236 104L240 108L241 111L244 110V108L255 105L257 103V100H264V95H261L260 97H254L251 101H249L245 93L240 91V84L236 82L235 79L231 75H229L228 72L224 68H220V64ZM261 143H264V142H261ZM190 147H191L190 145H185L182 148H180V150L176 151L174 155L178 161L186 165L190 180H194L195 175L192 172V166L188 164V157L185 155L186 150L189 149ZM205 159H206L205 166L206 167L210 166L211 170L215 171L220 167L219 161L215 157L209 155ZM198 203L202 205L204 204V201L201 200ZM69 215H71V213ZM103 231H104V228L101 227L100 229L97 230V234H100ZM12 234H13L12 226L7 224L3 220H0V238H5V237L11 238ZM149 234H157V233H149Z\"/></svg>",
  "mask_w": 264,
  "mask_h": 264
}]
</instances>
